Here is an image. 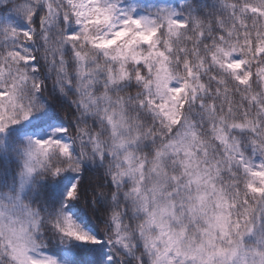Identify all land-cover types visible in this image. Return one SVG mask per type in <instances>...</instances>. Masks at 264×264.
Here are the masks:
<instances>
[{"label":"clouds","instance_id":"1","mask_svg":"<svg viewBox=\"0 0 264 264\" xmlns=\"http://www.w3.org/2000/svg\"><path fill=\"white\" fill-rule=\"evenodd\" d=\"M0 264H264V0H0Z\"/></svg>","mask_w":264,"mask_h":264},{"label":"snow or ice","instance_id":"2","mask_svg":"<svg viewBox=\"0 0 264 264\" xmlns=\"http://www.w3.org/2000/svg\"><path fill=\"white\" fill-rule=\"evenodd\" d=\"M69 195H71V193H69ZM82 239H88V237L85 236V237H82Z\"/></svg>","mask_w":264,"mask_h":264}]
</instances>
